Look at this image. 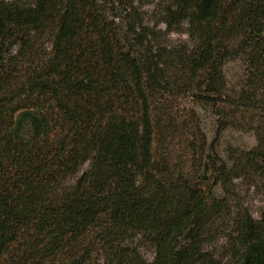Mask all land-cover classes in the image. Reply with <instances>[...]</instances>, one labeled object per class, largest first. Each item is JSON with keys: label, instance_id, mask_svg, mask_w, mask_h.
Instances as JSON below:
<instances>
[{"label": "trees", "instance_id": "trees-1", "mask_svg": "<svg viewBox=\"0 0 264 264\" xmlns=\"http://www.w3.org/2000/svg\"><path fill=\"white\" fill-rule=\"evenodd\" d=\"M172 4L196 39L182 60L193 97L218 104L231 124L236 113L261 118L258 145L230 154L218 174L228 181L247 169L264 179V0ZM47 33L49 55L40 48ZM235 58L246 74L233 90L224 66ZM162 71L119 46L98 0H0V264H86L95 231L149 235V264H213L205 245L234 209L210 201L201 186L209 180L194 168L157 159ZM233 219L235 264H264V214Z\"/></svg>", "mask_w": 264, "mask_h": 264}, {"label": "rangeland", "instance_id": "rangeland-1", "mask_svg": "<svg viewBox=\"0 0 264 264\" xmlns=\"http://www.w3.org/2000/svg\"><path fill=\"white\" fill-rule=\"evenodd\" d=\"M173 1L98 0L119 46L162 68L165 89L162 87L154 96L153 149L157 159L164 155L178 168L186 172L194 168L198 177L209 180L201 186L210 201L216 197L231 202L234 209L231 221L220 224L221 229L205 245V251L213 258V264H235L239 254L233 245V218L239 211L249 212L255 220L262 217L264 179L257 172L242 169L232 172L228 181H224L218 171L221 164L232 166L230 154L249 151L258 145L261 118L256 113H236L237 123L231 124V120L225 121L218 115V104L193 97V88L187 82L191 72L182 60L195 53L196 39L188 21L176 22L170 15ZM40 42L42 52L49 55L53 33H47ZM245 68L239 58L226 62L224 72L231 89L240 85ZM87 168L88 163L82 171ZM77 178L68 177L64 184H74ZM89 237L95 244L86 264H149L155 257V247L147 234L133 233L116 239L95 231ZM188 239L186 233L183 241Z\"/></svg>", "mask_w": 264, "mask_h": 264}]
</instances>
